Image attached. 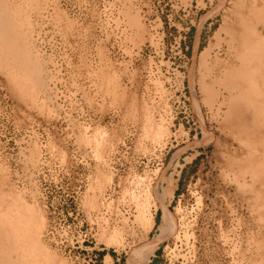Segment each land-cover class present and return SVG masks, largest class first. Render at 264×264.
<instances>
[{"label": "rangeland", "instance_id": "374dc122", "mask_svg": "<svg viewBox=\"0 0 264 264\" xmlns=\"http://www.w3.org/2000/svg\"><path fill=\"white\" fill-rule=\"evenodd\" d=\"M250 1L0 0V264H264Z\"/></svg>", "mask_w": 264, "mask_h": 264}, {"label": "bare ground", "instance_id": "6f19581e", "mask_svg": "<svg viewBox=\"0 0 264 264\" xmlns=\"http://www.w3.org/2000/svg\"><path fill=\"white\" fill-rule=\"evenodd\" d=\"M243 1H246L245 3H246V5H253V3L250 1V0H243ZM222 2V1H221ZM224 2V1H223ZM223 2H222V4H223ZM226 2V1H225ZM227 3V2H226ZM229 3V2H228ZM1 4V3H0ZM221 4V5H222ZM224 5H227V4H224ZM223 7V6H222ZM225 7V6H224ZM229 7V6H228ZM6 8V7H5ZM226 9H227V7H226ZM4 11V10H3ZM223 11V10H222ZM229 11V10H228ZM8 12V10L5 12V14ZM217 12V11H216ZM225 12V11H224ZM2 13V12H1ZM10 13V12H9ZM225 14H226V12H225ZM0 16H1V14H0ZM6 16H7V14H6ZM5 16V17H6ZM3 17V16H2ZM1 17V18H2ZM223 17V16H222ZM227 17V16H226ZM0 18V19H1ZM8 18V17H7ZM2 19H4V18H2ZM1 21V20H0ZM5 22V21H4ZM1 23V22H0ZM6 24H8V22H5ZM8 25H10V23L8 24ZM3 28V27H2ZM5 28V27H4ZM3 28V29H4ZM5 30H8V29H5ZM229 30V29H228ZM13 33V32H12ZM3 34V33H2ZM16 34H17V31H16ZM16 36V35H15ZM8 37H9V35H8ZM16 39V38H15ZM17 40V39H16ZM235 42V41H234ZM264 42V41H263ZM12 44V43H11ZM232 49V48H231ZM2 50V49H1ZM4 50V49H3ZM2 50V51H3ZM11 51V50H10ZM17 51V50H16ZM12 52V51H11ZM230 53V52H229ZM12 54V53H11ZM22 54V53H21ZM20 54V55H21ZM15 55V54H14ZM227 55V54H226ZM13 56V55H12ZM231 57V56H230ZM10 58V57H9ZM8 58V59H9ZM22 58V57H21ZM15 59V58H14ZM225 59H226V57H225ZM26 60V59H25ZM210 60V59H209ZM17 61V60H16ZM203 61V60H202ZM22 62H23V59H22ZM12 63V62H11ZM15 63V62H14ZM26 63V62H25ZM30 63H31V61H30ZM225 65H226V63H225ZM26 66V65H25ZM222 67V66H221ZM29 68V67H28ZM31 70V69H30ZM225 74H226V71H225ZM226 77V76H225ZM226 82V81H225ZM223 84V83H222ZM221 86V85H220ZM227 88V87H226ZM231 89V88H230ZM244 89V88H243ZM226 90V89H225ZM238 90V89H237ZM245 90V89H244ZM249 90V89H248ZM264 90V89H263ZM247 92V91H246ZM237 95V94H236ZM260 95V94H259ZM246 96V95H245ZM261 96V95H260ZM249 97H251V96H249ZM257 97V96H256ZM264 98V97H263ZM253 99V98H252ZM259 100V99H258ZM261 100V99H260ZM260 102V101H259ZM263 104V103H262ZM261 105V104H260ZM249 107V106H248ZM264 109V108H263ZM262 112V111H261ZM264 114V113H263ZM264 117V116H263ZM227 120V119H226ZM230 123V122H229ZM229 126V125H228ZM230 127V126H229ZM235 127V126H234ZM259 127V126H258ZM232 128V127H231ZM263 130V129H262ZM163 140V139H162ZM251 167V166H250ZM167 192L166 193H164V199L167 197ZM161 199V198H160ZM147 207V206H146ZM169 207V206H168ZM150 208V207H149ZM148 208V209H149ZM160 208H162L161 206H160ZM163 209V208H162ZM145 210H146V208H145ZM153 210V209H152ZM152 210H151V208L149 209V213H148V216L150 217V219L152 220V222L154 221V215H152ZM159 210V209H158ZM164 210V209H163ZM141 211H142V209H141ZM147 212V211H146ZM146 212H144V213H146ZM164 212V211H163ZM142 214H143V212H142ZM141 214V215H142ZM153 214H154V212H153ZM145 215V214H144ZM146 216V215H145ZM144 220H145V218H144ZM151 222V223H152ZM146 223H148V222H146ZM175 223H176V218H175V215L174 214H172V215H170L169 214V212L167 211V210H165V214H164V216H163V220H162V224L160 225V227H159V231H160V235L159 236H157V237H159V239H164L165 237H167V235H169V234H171L172 232H173V229L175 228ZM153 224V223H152ZM146 226V225H145ZM149 229V228H148ZM151 229V228H150ZM147 232V231H146ZM148 234V233H147ZM1 236H2V234H1ZM156 239V238H155ZM154 240V239H153ZM159 241V240H158ZM158 241H156V242H158ZM153 242V241H152ZM155 242V243H156ZM161 243V242H160ZM150 244H152V243H150ZM154 244V243H153ZM148 247V246H147ZM143 250V249H142ZM157 249L155 248V247H150V248H148L146 251H144L143 253H142V251L140 250V252L142 253L141 254V260L145 263V262H147V260L149 259V257L151 256V255H153L154 253H155V251H156ZM139 254V253H138ZM140 255V254H139ZM16 256V255H15ZM135 256H136V254H135ZM137 257V256H136ZM15 260V259H14ZM136 260V259H135ZM17 261V260H16ZM141 262V261H140ZM140 262H138L137 260L136 261H134V259H133V262H132V264H141ZM142 262V263H143ZM15 264V263H14Z\"/></svg>", "mask_w": 264, "mask_h": 264}]
</instances>
